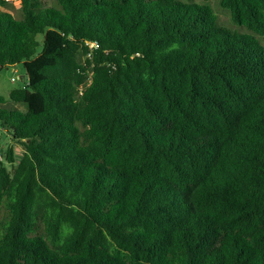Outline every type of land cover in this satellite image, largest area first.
Returning <instances> with one entry per match:
<instances>
[{"label": "trees", "instance_id": "1", "mask_svg": "<svg viewBox=\"0 0 264 264\" xmlns=\"http://www.w3.org/2000/svg\"><path fill=\"white\" fill-rule=\"evenodd\" d=\"M19 1L0 264H264V0Z\"/></svg>", "mask_w": 264, "mask_h": 264}, {"label": "rangeland", "instance_id": "2", "mask_svg": "<svg viewBox=\"0 0 264 264\" xmlns=\"http://www.w3.org/2000/svg\"><path fill=\"white\" fill-rule=\"evenodd\" d=\"M45 5H49L52 3V0H42ZM19 0H14L15 4H18ZM214 10L216 11L219 21L227 26H234L231 18H230V12L221 7L218 0H209L208 1ZM39 39H42V36H39ZM24 75V68L22 64H16V65H6L0 68V95L6 97L9 99L10 91L16 87L22 86L25 84V80L21 77ZM15 79V80H14ZM9 102L11 105H15L18 108H21L24 110V106L22 104L14 103L12 101ZM12 142L10 135L0 126V150L1 154L4 155V151L8 145H10ZM13 148L15 152V157L17 159L20 158V156L23 153L24 147L19 143H13ZM4 158V156H3ZM2 158V159H3ZM8 167L11 168L12 165L8 164Z\"/></svg>", "mask_w": 264, "mask_h": 264}, {"label": "built area", "instance_id": "3", "mask_svg": "<svg viewBox=\"0 0 264 264\" xmlns=\"http://www.w3.org/2000/svg\"><path fill=\"white\" fill-rule=\"evenodd\" d=\"M15 80V79H14ZM2 158L1 150H0V159Z\"/></svg>", "mask_w": 264, "mask_h": 264}]
</instances>
